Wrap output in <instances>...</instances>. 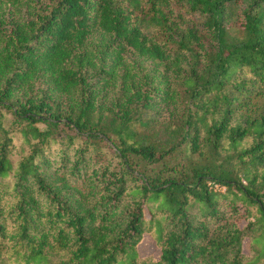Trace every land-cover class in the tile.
Masks as SVG:
<instances>
[{"label":"trees","instance_id":"trees-1","mask_svg":"<svg viewBox=\"0 0 264 264\" xmlns=\"http://www.w3.org/2000/svg\"><path fill=\"white\" fill-rule=\"evenodd\" d=\"M262 100L264 0H0V264H264Z\"/></svg>","mask_w":264,"mask_h":264},{"label":"rangeland","instance_id":"rangeland-1","mask_svg":"<svg viewBox=\"0 0 264 264\" xmlns=\"http://www.w3.org/2000/svg\"><path fill=\"white\" fill-rule=\"evenodd\" d=\"M180 7V6H179ZM178 10V7H177ZM185 9H181L180 12H184L185 14ZM176 12V11H175ZM188 14V13H187ZM191 16L189 15V18ZM195 17V16H194ZM193 17V18H194ZM196 21H201L200 18L195 17ZM261 103H264V100L261 101ZM183 156V154H180L178 156V158H181ZM216 188H218L216 186ZM221 191H223L224 189L221 188ZM160 249L157 247V245L154 242L153 237L150 234H145L144 240L142 241V243L138 246V253L142 258H150L152 260H157L160 256Z\"/></svg>","mask_w":264,"mask_h":264}]
</instances>
